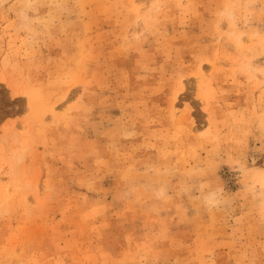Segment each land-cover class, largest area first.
<instances>
[{
    "label": "rangeland",
    "instance_id": "1",
    "mask_svg": "<svg viewBox=\"0 0 264 264\" xmlns=\"http://www.w3.org/2000/svg\"><path fill=\"white\" fill-rule=\"evenodd\" d=\"M0 264H264V0H0Z\"/></svg>",
    "mask_w": 264,
    "mask_h": 264
}]
</instances>
